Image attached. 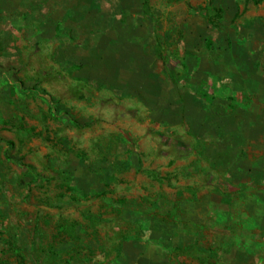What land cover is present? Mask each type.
Listing matches in <instances>:
<instances>
[{
    "label": "rangeland",
    "instance_id": "rangeland-1",
    "mask_svg": "<svg viewBox=\"0 0 264 264\" xmlns=\"http://www.w3.org/2000/svg\"><path fill=\"white\" fill-rule=\"evenodd\" d=\"M159 1L132 0L153 16ZM181 5L185 24L206 17L210 28L176 31ZM168 8L156 50L175 57L183 37L195 69L211 38H223L225 9L214 0ZM11 20L12 31L0 30V264H264V110L213 111L185 94L200 107L169 110L162 127L138 88L120 95L114 117L90 97L88 109L71 108L78 96L49 67L48 46L33 59L30 43L12 45Z\"/></svg>",
    "mask_w": 264,
    "mask_h": 264
},
{
    "label": "crops",
    "instance_id": "crops-1",
    "mask_svg": "<svg viewBox=\"0 0 264 264\" xmlns=\"http://www.w3.org/2000/svg\"><path fill=\"white\" fill-rule=\"evenodd\" d=\"M127 1L130 7L125 9V0H0V30L12 31L11 19L19 23L16 33H11V44L27 48L30 43L33 59L36 47L48 46L49 67L61 71L71 96H78L72 98L71 108L88 109L85 98L90 97L96 102L92 110L100 109L105 118L114 117L126 104L120 95L138 88L145 95L144 108L154 110L150 120L162 127L172 119L169 110H185L190 103L200 107L195 97L185 103V94L207 98L213 111L264 110V0H214L225 9L224 18L220 17L224 36L211 38L207 62L197 55L195 69L184 59L183 37L176 38L175 57L156 50L161 41L155 32L167 31L168 3L176 0H160L159 8H151L155 16L140 14L141 7ZM191 12L196 14L195 9ZM66 13L67 22H59L57 15ZM183 13L181 5L176 31L182 32L185 25L192 31L210 28L206 17L202 24H185ZM128 75L137 79L134 84L127 82ZM123 78L126 81L121 83ZM215 124L222 125L220 121ZM198 126L203 128L202 136L208 124L202 120ZM211 141L225 143L226 136L214 134Z\"/></svg>",
    "mask_w": 264,
    "mask_h": 264
}]
</instances>
